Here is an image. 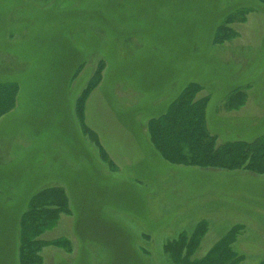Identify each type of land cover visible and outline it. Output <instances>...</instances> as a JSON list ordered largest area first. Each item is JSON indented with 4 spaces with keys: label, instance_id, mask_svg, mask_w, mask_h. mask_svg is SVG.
<instances>
[{
    "label": "rangeland",
    "instance_id": "1",
    "mask_svg": "<svg viewBox=\"0 0 264 264\" xmlns=\"http://www.w3.org/2000/svg\"><path fill=\"white\" fill-rule=\"evenodd\" d=\"M0 80L19 84L0 117V264H17L19 213L44 185L63 187L70 211L40 239L72 250L44 245L40 264H174L164 243L200 221L189 259L241 224L239 264H264V174L169 164L146 131L195 81L216 145L264 134L262 4L0 0Z\"/></svg>",
    "mask_w": 264,
    "mask_h": 264
},
{
    "label": "trees",
    "instance_id": "2",
    "mask_svg": "<svg viewBox=\"0 0 264 264\" xmlns=\"http://www.w3.org/2000/svg\"><path fill=\"white\" fill-rule=\"evenodd\" d=\"M249 1H256L264 6V0ZM235 10L222 18L212 34L211 42L215 40L216 31L219 30L221 23ZM97 63L105 64L103 59H98ZM80 67L74 68L71 77H74ZM201 87L198 82H186L168 101L163 112L147 119L146 131L154 151L162 160L173 165L211 167L226 171L241 169L264 174V134L249 141L234 139L216 145L215 135L206 127L205 111L208 96L201 98L195 96ZM239 88L241 87L233 88L227 96L243 92ZM18 92V82L0 80V117L14 109ZM74 104L75 101H73V111ZM69 211L68 195L61 186L44 185L28 196L26 205L18 216V241L16 244L15 235L14 244L17 246V264H40L42 262L40 250L44 245H52L65 251L72 250L69 240L63 237L48 241L40 239V235L46 229L56 224L60 213ZM197 224L189 234L181 232L173 240L164 243V251L174 264L184 262L185 264H239L241 262L242 256L231 247V243L242 231L241 224L232 226L206 255L199 259H189L198 248L199 238L206 229V227L201 228V224Z\"/></svg>",
    "mask_w": 264,
    "mask_h": 264
},
{
    "label": "crops",
    "instance_id": "3",
    "mask_svg": "<svg viewBox=\"0 0 264 264\" xmlns=\"http://www.w3.org/2000/svg\"><path fill=\"white\" fill-rule=\"evenodd\" d=\"M147 122V121H146ZM209 124L211 125V121H209ZM209 125V126H210ZM209 126H208V119L206 118V127H207V129L209 130V132L210 133H212V134H214L215 135V133H213V131L209 128ZM225 130H228V129H225ZM216 136V135H215Z\"/></svg>",
    "mask_w": 264,
    "mask_h": 264
}]
</instances>
